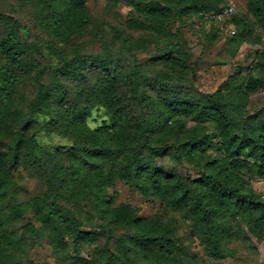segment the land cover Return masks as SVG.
Wrapping results in <instances>:
<instances>
[{"label": "trees", "instance_id": "obj_1", "mask_svg": "<svg viewBox=\"0 0 264 264\" xmlns=\"http://www.w3.org/2000/svg\"><path fill=\"white\" fill-rule=\"evenodd\" d=\"M58 1L51 4L56 33L86 3ZM125 1L142 12L144 20H133L139 28H146L149 22L163 26L185 17L205 22L206 16L221 13L226 4V0ZM247 9L264 26V0H249ZM0 19L11 23L0 41V56L12 67L31 73L36 85L29 109L50 118L46 129L55 120L62 124L75 142L69 163L62 158L53 161L48 154L52 160L46 175L47 193L21 203L15 197L14 172L22 144L34 163H38L37 152H48L39 145L38 131L25 137L22 120L13 141L0 150V264H35L26 260L29 239H46L60 264H200L178 235L174 219L156 215L137 220L131 208L123 207L109 218L84 225L80 204L69 205L61 199L63 190L81 195L82 200L95 188L104 190L117 180L145 199L179 213L190 223V235L213 261L237 259V251L230 248L237 240L253 237L264 241V197L248 187V176L264 178V110L246 114L239 104L245 92L264 89L262 79L249 75L238 82L233 75L213 93L183 95L173 74L159 71L156 77H148L129 47L123 49L132 58L126 68L111 53L76 54L69 59L50 45L61 63L51 71L52 82L48 83L46 66L25 62L37 46L14 37L15 21L1 12ZM230 23L236 29L233 39H248L253 33L242 15L233 16ZM177 46L169 43L156 57L170 59ZM256 58L264 70V52H257ZM93 71L100 72L99 78L89 84ZM18 80L15 69L0 70V143L6 128L2 113L13 102ZM67 81L87 85L72 105H68ZM158 89L160 94L153 96L151 92ZM119 90H126L125 101ZM94 108H102L107 120L92 130L88 120ZM190 124L194 125L191 129ZM162 159H170L176 166L190 163L198 174L184 176L178 168L165 172L157 167ZM100 201L95 205L98 215L110 213L105 197ZM31 213L35 221L25 223L21 234L7 229L24 222ZM119 218L126 232L117 237ZM93 247L94 252L89 253Z\"/></svg>", "mask_w": 264, "mask_h": 264}, {"label": "rangeland", "instance_id": "obj_2", "mask_svg": "<svg viewBox=\"0 0 264 264\" xmlns=\"http://www.w3.org/2000/svg\"><path fill=\"white\" fill-rule=\"evenodd\" d=\"M54 1L56 0H0V12L16 23L14 37L32 43L38 48L29 53L25 62L36 67L46 66L45 81L48 83L52 82L51 71L61 63L49 50L50 45L63 51L69 59L76 54L85 57L111 53L114 61L126 68L131 65L132 58L123 49L129 47L148 77H156L159 71L173 74V82L183 95L213 93L233 75L238 82L249 75L257 76L264 81L262 64L256 58L257 52H264V26L249 14L247 9L249 0H230L236 5L238 14L246 17L253 27V33L248 39H233L220 31L215 33L211 30L210 23L201 22L194 17L173 20L163 26L157 22H149L146 23V28H139L133 24V20L142 21L144 16L138 8L125 0H86L84 8L56 33L52 26L51 4ZM10 24L9 20L0 19V41L9 30ZM171 42L178 45L173 56L168 60L158 59L156 53L164 50ZM8 69H15L19 73V80L10 108L2 113L6 128L0 150L6 149L13 141L22 120L26 123L22 129L25 137L38 131L39 145L48 152H37L38 163H34L26 154V144L21 146L19 166L14 172L15 197L20 203L30 202L47 193L46 175L52 160L48 154H52L53 161L62 158L69 163L70 152L75 150V142L70 138L67 128L57 124L56 120L49 129L44 128L50 118L34 114L29 109L36 92L31 73L21 70L20 67H12L0 56V70ZM99 73L98 71L90 73L89 84L99 78ZM65 87L69 95L71 94L68 105H72L76 101L77 93L86 89L87 85L78 81H67ZM151 94L153 96L160 94L159 89L152 91ZM120 95L125 101L126 90H119ZM239 104L242 112L246 114L264 110L263 87L242 94ZM106 120L105 111L102 108H94L88 126L94 130L102 126ZM193 126L188 125L190 129ZM216 144L217 142H214V145ZM157 167L165 172L178 168L184 176L189 175L192 178L198 174V169L192 164L176 166L170 159L159 160ZM248 177H250L248 187L264 197V178ZM102 196L111 208L110 213L100 216L95 205L101 202ZM61 199L69 205L80 204L78 211L84 225L92 224L100 217L109 218L114 211L123 207L131 208L137 220H147L156 215L165 220L174 219L178 225V235L183 237L186 246L200 264H264V241L259 242L253 237L237 240L230 246L237 251L239 255L237 259L226 262L213 261L205 255L198 240L190 235V223L179 213L159 201L145 199L120 180L104 190L95 188L82 200L81 195L63 190ZM119 219L121 223L115 224L117 237L126 232L122 224L123 219ZM34 221L31 213L24 222L7 229L21 234L23 225ZM28 241L30 248L26 252L27 261L35 264H60L46 239ZM94 249L95 247L89 249V253H93Z\"/></svg>", "mask_w": 264, "mask_h": 264}, {"label": "built area", "instance_id": "obj_3", "mask_svg": "<svg viewBox=\"0 0 264 264\" xmlns=\"http://www.w3.org/2000/svg\"><path fill=\"white\" fill-rule=\"evenodd\" d=\"M235 15H238L236 5L228 0L221 13L206 16L205 22L213 23L218 31L224 32L228 37H233L236 34V30L233 24L230 23V20Z\"/></svg>", "mask_w": 264, "mask_h": 264}]
</instances>
